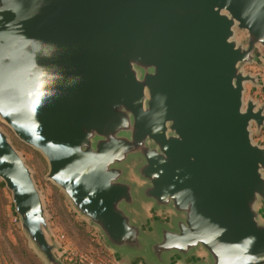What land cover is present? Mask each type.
Instances as JSON below:
<instances>
[{"label":"water","instance_id":"obj_1","mask_svg":"<svg viewBox=\"0 0 264 264\" xmlns=\"http://www.w3.org/2000/svg\"><path fill=\"white\" fill-rule=\"evenodd\" d=\"M260 44L264 0H0V117L119 264H264V102L243 68ZM0 177L67 264L1 126Z\"/></svg>","mask_w":264,"mask_h":264},{"label":"rangeland","instance_id":"obj_2","mask_svg":"<svg viewBox=\"0 0 264 264\" xmlns=\"http://www.w3.org/2000/svg\"><path fill=\"white\" fill-rule=\"evenodd\" d=\"M238 31L237 36L242 37ZM264 54V46L259 45ZM247 72L259 74L261 83L247 82L245 99L253 97L264 102V56L261 63L247 62L243 65ZM0 126L8 133L13 145L23 155L31 167L35 181L41 190L48 218V237L58 242L56 249L67 264H87V261L71 258V251L93 257L97 262L106 264L116 261L115 251L104 241L102 234L87 217L72 204L66 192L47 176L49 162L47 157L30 143L21 139L16 132L0 117ZM253 139L264 143V126L259 132L253 124ZM118 263V262H117ZM0 264H50L38 251L24 231L20 216L15 209L12 192L0 177ZM119 264V263H118Z\"/></svg>","mask_w":264,"mask_h":264},{"label":"built area","instance_id":"obj_3","mask_svg":"<svg viewBox=\"0 0 264 264\" xmlns=\"http://www.w3.org/2000/svg\"><path fill=\"white\" fill-rule=\"evenodd\" d=\"M71 258H75L77 260H86L87 261V264H106L103 260H100L99 262H97L95 260V258L93 257H88L86 256L85 254L83 253H79V252H76V251H71ZM111 264H118L116 261H111Z\"/></svg>","mask_w":264,"mask_h":264}]
</instances>
